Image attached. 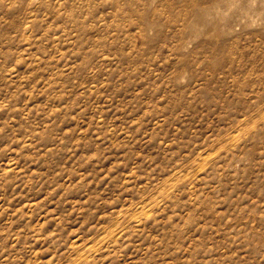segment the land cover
<instances>
[{"label": "rangeland", "instance_id": "rangeland-1", "mask_svg": "<svg viewBox=\"0 0 264 264\" xmlns=\"http://www.w3.org/2000/svg\"><path fill=\"white\" fill-rule=\"evenodd\" d=\"M0 264H264V0H0Z\"/></svg>", "mask_w": 264, "mask_h": 264}]
</instances>
